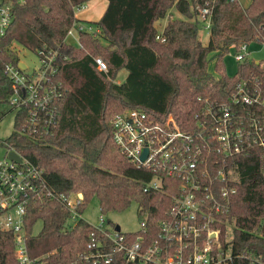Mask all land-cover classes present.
<instances>
[{"label": "trees", "instance_id": "16d2710c", "mask_svg": "<svg viewBox=\"0 0 264 264\" xmlns=\"http://www.w3.org/2000/svg\"><path fill=\"white\" fill-rule=\"evenodd\" d=\"M89 1L17 3L11 26L0 35V113L3 106H10L13 94L6 66L20 63L16 43L38 55L56 53L54 79L66 89L52 134L20 133L24 124L20 110L14 131L4 140L43 171L46 194L30 203L26 227L31 255L49 254L45 264L79 262L93 231L83 219L67 226L62 194L82 192L81 212L96 198L105 215L125 212L136 203L138 215L154 232L171 205L167 188L145 192L154 173L139 168L115 144L111 124L115 114L141 109L156 121L172 118L183 128L195 123L207 102L226 101L241 77L261 72L255 63L245 61L235 75H228L224 57L231 49L264 37V0H251L247 6L239 0H107L101 18L88 23L93 31L78 32L80 46L65 43L68 30L81 22L75 9ZM173 8L182 19L173 16ZM204 9L210 21L208 45L200 37ZM167 15L168 23L159 32L156 23ZM95 57L104 60L107 72L98 69ZM210 62L217 77L209 71ZM122 69L128 74L118 82ZM232 182L237 194L219 222L223 238L227 231L232 233V264H251L255 259L264 263V170L259 161L236 158ZM39 221L43 226L35 233ZM14 239L0 229V264H17Z\"/></svg>", "mask_w": 264, "mask_h": 264}, {"label": "built area", "instance_id": "2783aa9c", "mask_svg": "<svg viewBox=\"0 0 264 264\" xmlns=\"http://www.w3.org/2000/svg\"><path fill=\"white\" fill-rule=\"evenodd\" d=\"M24 1L0 0V35L13 22L14 5ZM86 7L87 3L76 8L75 14ZM202 13L210 25L208 9ZM79 31H93V27L76 22L64 42L72 45L67 39H73L74 46H80ZM257 42L264 43V37ZM248 47L243 43L235 60L253 62L261 72L241 77L226 101L207 102L195 115L194 124L182 128L172 118L159 122L141 109L113 116V140L120 152L139 168L154 173L145 192L167 188L172 202L158 221L156 232L145 219L138 231L124 232L101 213L98 223L91 224L93 231L86 251L73 264H232L231 238L228 231L222 237L219 222L237 194L232 182L235 160L254 157L264 170V63L251 60ZM38 56L42 66L32 73L25 72L24 64V68L20 63L6 66L14 86L10 106L16 113L24 112L20 133L27 136L53 133L59 103L66 92L63 83L54 79L56 53L41 51ZM94 60L100 71L107 72L102 58ZM4 145L7 153L0 159V229L14 235L17 264H45L43 260L49 254L31 255L26 227L30 203L46 194L43 171ZM10 152L17 153L20 159L10 158ZM59 200L69 213L67 226L74 227L80 219L85 220L80 211L82 192L62 194ZM251 264L264 263L255 259Z\"/></svg>", "mask_w": 264, "mask_h": 264}, {"label": "rangeland", "instance_id": "374dc122", "mask_svg": "<svg viewBox=\"0 0 264 264\" xmlns=\"http://www.w3.org/2000/svg\"><path fill=\"white\" fill-rule=\"evenodd\" d=\"M106 0H92L88 4V8L85 10L77 11V16L83 20L81 21L85 25L91 21L96 20V18L100 19L102 13L104 12L106 7H103V3ZM242 5L247 6L251 0H239ZM172 14L176 18L182 19L183 16L177 12L175 8L172 9ZM94 18V19H93ZM93 19V20H92ZM208 21V20H207ZM168 23V15L160 19L156 23V27L159 32H162L166 24ZM199 26H200V37L204 45H208L210 41V31L209 24L202 18L199 17ZM67 42L76 45V41L73 39H67ZM14 49L18 53L20 58V63L26 66L25 72L32 73L34 71H38L41 66V60L38 54L24 48L20 44H14ZM237 53L236 49H231L230 52L224 57V64L226 68V72L228 75H235L238 69L239 63L235 60V54ZM251 60L264 63V43L253 42L249 44L248 47V55ZM209 71L213 73L216 77L218 74L214 70V63L210 62ZM127 71L122 69L117 77L118 82H123L126 79ZM2 111L4 113H0V159L6 157L7 148L4 145V140L7 139L15 128V118L16 111L12 109L10 106H3ZM101 215L99 202L95 198L93 199L85 211L83 212V218L90 224L96 225L98 223V218ZM110 221L114 225H119L124 232H135L141 228V221L143 220L138 215V205L135 203L125 212L122 213H109L106 215ZM43 226L42 221H39L35 227L34 232L37 233L41 230ZM229 238H232L231 231H228Z\"/></svg>", "mask_w": 264, "mask_h": 264}, {"label": "water", "instance_id": "95a60500", "mask_svg": "<svg viewBox=\"0 0 264 264\" xmlns=\"http://www.w3.org/2000/svg\"><path fill=\"white\" fill-rule=\"evenodd\" d=\"M20 66H21L22 68H24V65H23L22 63H20ZM9 157L12 158V159H16V160H19V159H20L19 156L17 155V153H15V152H10V153H9ZM116 228H117V229H120L119 225H117Z\"/></svg>", "mask_w": 264, "mask_h": 264}, {"label": "crops", "instance_id": "0c3cea01", "mask_svg": "<svg viewBox=\"0 0 264 264\" xmlns=\"http://www.w3.org/2000/svg\"><path fill=\"white\" fill-rule=\"evenodd\" d=\"M91 1H92V0H91ZM91 1H89V2L87 3V7H86L85 9L88 8V4H89ZM107 5H108V1L106 0V1H104V3H103V7H106V8H107ZM106 8H105V10H106ZM85 9H83V10H85ZM105 10H104V11H105ZM103 13H104V12H103ZM103 13H102V15H103ZM75 15H76V17L79 19V17L77 16V12H76ZM93 19H94V18H93ZM93 19H92V20H93ZM80 20L83 21L81 18H80ZM97 20H99V19L96 18V20H94V21H97ZM90 21H91V20H90Z\"/></svg>", "mask_w": 264, "mask_h": 264}]
</instances>
